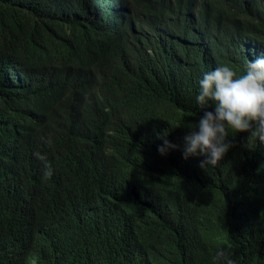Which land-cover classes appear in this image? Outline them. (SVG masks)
Listing matches in <instances>:
<instances>
[{"label": "trees", "instance_id": "obj_1", "mask_svg": "<svg viewBox=\"0 0 264 264\" xmlns=\"http://www.w3.org/2000/svg\"><path fill=\"white\" fill-rule=\"evenodd\" d=\"M261 55L264 0H0V264H264V143L183 157L198 79Z\"/></svg>", "mask_w": 264, "mask_h": 264}, {"label": "clouds", "instance_id": "obj_2", "mask_svg": "<svg viewBox=\"0 0 264 264\" xmlns=\"http://www.w3.org/2000/svg\"><path fill=\"white\" fill-rule=\"evenodd\" d=\"M198 93L195 103L202 115L196 123L188 125L189 131L183 137V157L202 156L199 166L215 168L233 144L229 129L235 133L247 132L251 139L264 143V55L245 62L243 74L228 65H221L206 71L198 79ZM211 108V110H209ZM168 129L156 133L163 141L157 146L161 156L178 146L167 139ZM46 144L51 138L41 137ZM41 161L46 157L34 153ZM44 177L50 178L53 169L45 163ZM213 264H236L233 254L226 248H218Z\"/></svg>", "mask_w": 264, "mask_h": 264}]
</instances>
